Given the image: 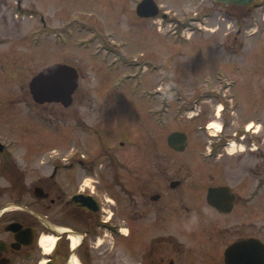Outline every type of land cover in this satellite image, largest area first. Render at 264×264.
Here are the masks:
<instances>
[{
	"label": "flooded vegetation",
	"instance_id": "1",
	"mask_svg": "<svg viewBox=\"0 0 264 264\" xmlns=\"http://www.w3.org/2000/svg\"><path fill=\"white\" fill-rule=\"evenodd\" d=\"M8 1L0 0V15L5 19L9 12L16 17L22 12L36 18L44 26L43 32H49L45 13L37 9L36 0L33 4L26 2L30 0H16V7ZM215 4L219 18L223 14L225 30L222 39L215 41L214 51L225 64L243 70L248 51V23L244 24L243 19H248L251 26L257 24L250 15L260 12L264 0H253L250 5ZM159 16L168 18L162 10L156 18ZM257 30L264 36L263 27ZM6 53L0 52V58H5ZM215 69L216 79L203 80L205 87L196 90L189 103H184L185 97L179 104L172 102L184 96L176 84L177 97L171 96V103L177 107L166 108L170 93H164L160 108L146 109L147 116L165 132L160 141H144L145 135L130 137L132 133L120 129L125 137L110 140L116 135L105 134L102 122L93 124L81 118L83 141L64 152L63 164L53 163V170L42 173L31 184L34 194L47 201L39 207L25 205L19 199L1 202L7 178L22 193L25 173L19 165L21 157L17 163L7 145L0 142V264H264L257 258L262 246L251 248L249 253L242 249L227 253L231 245L244 239L264 242L262 236L245 231L247 224L254 229L263 228L262 221L248 223L245 219L247 210L251 211L247 193L258 197L264 185L263 122L249 121L236 111L235 118L230 116L227 110L234 112L237 106L232 97L237 93L231 90L241 81L229 76L222 66ZM31 96L34 104H40L32 93ZM206 102L212 108L209 118L205 116ZM189 114L192 120L198 117L193 130L203 138L196 149L200 165L194 163L193 168L183 157L192 146L190 134L181 127L169 130L172 122L180 123ZM253 114L263 120L256 105ZM210 116L220 119L216 121L221 124L218 130L209 127L213 123ZM175 132L186 134L184 149L171 145L169 137ZM72 182L76 186L70 189ZM214 188H220L218 205L209 201ZM119 205L124 207L126 217L118 214ZM254 209L259 210L260 206L255 204ZM112 225L118 229L119 237L127 240L130 252H105L103 243L94 245L102 229ZM129 225L143 229L142 239L138 240ZM43 233L57 237L47 253L39 242ZM70 233L79 237L77 246L71 244ZM64 238L70 243L65 245Z\"/></svg>",
	"mask_w": 264,
	"mask_h": 264
},
{
	"label": "rangeland",
	"instance_id": "2",
	"mask_svg": "<svg viewBox=\"0 0 264 264\" xmlns=\"http://www.w3.org/2000/svg\"><path fill=\"white\" fill-rule=\"evenodd\" d=\"M9 1L16 7V0ZM139 1L134 0L133 5L132 0H36L37 9L45 13L49 32H43L44 26L36 18L22 12L17 17L9 12L7 19L0 15V52H7L5 58H0V142L7 145L17 163L21 157L24 163L19 165L25 173L22 193L7 178L1 202L19 199L37 207L47 202L34 194L31 184L42 173L63 164L64 152L83 141L81 118L93 124L102 122L105 134L116 135L110 140L125 137L121 131L128 130L130 137L145 135L144 141H160L165 132L147 116L146 109L160 108V93L167 92L170 96L166 108L177 107L171 103L172 97H177L176 84L184 96L172 102L179 104L185 97L184 103H189L195 91L205 87L204 81L216 79L217 67H224L229 76L241 81L231 90L237 93L232 95L237 106L234 112L227 110L230 116L235 118L237 112L249 121L263 122L264 127V36L257 30L264 28V5L259 13L250 15L257 24L251 26L248 19H243L244 24L248 23V51L243 70H239L237 65L225 64L214 51L225 24L213 0H156L168 14L166 19L138 15ZM53 63L74 66L80 75L74 101L68 106L60 102L41 106L34 104L31 96L32 78ZM253 65L259 67L251 69ZM207 102L204 110L209 118L212 108ZM255 105L263 120L253 114ZM190 115L180 123L172 122L169 130L181 127L190 134L192 146L183 157L192 167L199 164L197 142L203 138L193 130L198 117L192 120ZM106 119L112 123H106ZM210 120L215 123L220 119L210 116ZM75 186L72 182L70 189ZM262 189L258 197L247 193L251 211L247 210L245 219L248 223L262 221L263 228L247 224L245 231L264 239V185ZM255 204L259 210L254 209ZM118 209L120 217H126L124 207L119 205ZM113 211L117 214L114 207ZM112 226L102 229L94 245L103 243L105 252H130L127 240L119 237L118 229ZM129 227L138 240L142 239L143 229ZM124 230L127 233V225ZM62 240L65 245L70 243L66 238Z\"/></svg>",
	"mask_w": 264,
	"mask_h": 264
},
{
	"label": "water",
	"instance_id": "3",
	"mask_svg": "<svg viewBox=\"0 0 264 264\" xmlns=\"http://www.w3.org/2000/svg\"><path fill=\"white\" fill-rule=\"evenodd\" d=\"M213 1L225 5H248L253 0ZM137 13L143 17L155 16L158 14V5L155 0H142L137 6ZM78 80L79 74L75 67L63 63H54L34 76L29 87L34 100L39 103L54 101L61 102L65 106H68L73 100V93L77 88ZM169 141L175 148L184 149L187 144V136L184 132H176L170 135ZM177 141L180 146H177ZM219 190L220 188L211 189L209 193V200L211 203L218 205L216 197H219ZM256 246H262L263 251L259 250V256H257V258L264 261V242L256 238L244 239L234 243L228 248L227 253L235 251L239 252L240 249L249 253L251 248H255ZM249 259H251V257H249L248 260Z\"/></svg>",
	"mask_w": 264,
	"mask_h": 264
},
{
	"label": "bare ground",
	"instance_id": "4",
	"mask_svg": "<svg viewBox=\"0 0 264 264\" xmlns=\"http://www.w3.org/2000/svg\"><path fill=\"white\" fill-rule=\"evenodd\" d=\"M209 127L216 128V130H218L221 127V124L220 123H217V122L210 123L209 124ZM125 231L126 230H124V232ZM69 239L71 240V244L74 245V246H77V244L79 243V237H77L73 233H70ZM56 241H57V237L54 236V235H52V234H49V233H43L41 235V237H40V240H39L42 248L44 249V251L46 253L47 252H50L53 249ZM40 264H46V263L44 261H42Z\"/></svg>",
	"mask_w": 264,
	"mask_h": 264
},
{
	"label": "clouds",
	"instance_id": "5",
	"mask_svg": "<svg viewBox=\"0 0 264 264\" xmlns=\"http://www.w3.org/2000/svg\"><path fill=\"white\" fill-rule=\"evenodd\" d=\"M193 220H195V217H193ZM188 230L191 231V228H189Z\"/></svg>",
	"mask_w": 264,
	"mask_h": 264
}]
</instances>
